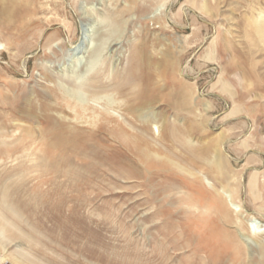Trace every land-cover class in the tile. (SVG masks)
<instances>
[{
	"label": "rangeland",
	"instance_id": "374dc122",
	"mask_svg": "<svg viewBox=\"0 0 264 264\" xmlns=\"http://www.w3.org/2000/svg\"><path fill=\"white\" fill-rule=\"evenodd\" d=\"M7 10L0 264H264V43L247 20L264 0H12ZM144 83L157 101L134 112ZM61 118L78 136L58 149ZM136 140L177 167L142 163ZM250 218L263 235L245 242ZM210 225L229 250L208 239Z\"/></svg>",
	"mask_w": 264,
	"mask_h": 264
},
{
	"label": "bare ground",
	"instance_id": "6f19581e",
	"mask_svg": "<svg viewBox=\"0 0 264 264\" xmlns=\"http://www.w3.org/2000/svg\"><path fill=\"white\" fill-rule=\"evenodd\" d=\"M12 3V0H0V19H4V17H6L8 20L11 19V17H7L4 13H7V7ZM257 15V14H256ZM253 18V19H252ZM7 20V21H8ZM248 23H249V26L250 28L252 29L251 33L256 36L257 38V41L259 43H264V14H263V11L259 14V17H256L254 18V15L253 17L251 18H248ZM247 27V26H246ZM246 29V28H245ZM247 31V30H246ZM249 32V31H248ZM247 32V33H248ZM250 33V32H249ZM250 38V37H249ZM255 38V37H254ZM252 39V38H251ZM254 40V39H252ZM152 61L149 62V68L152 67L151 65ZM166 61H156L154 62V69L155 71L159 74V76H165V73H166V70L168 68V66L165 64ZM240 66V65H239ZM151 69V68H150ZM239 73V72H238ZM238 79H241V76L239 74L236 75ZM243 78V77H242ZM244 79V78H243ZM148 84H143L140 88V94L138 96V99L140 100V105L137 106V107H133L131 108L132 111L134 112H139L140 110H143L147 107H149L150 105L156 103L157 101V97L152 94L150 88L147 86ZM135 95V93H134ZM133 95V96H134ZM34 108H28V111H33ZM62 119V118H61ZM154 121V120H153ZM152 121V122H153ZM62 124L64 126H62L60 129H58V132H52L53 135L57 134L58 133V149L61 148L63 146V137L67 134L69 136V138H73V136H78L77 134H70L69 132H67V127H65V118L61 120ZM75 132V130H74ZM122 134H127V132H124V131H121ZM69 133V134H68ZM66 135V136H67ZM223 142H224V138L221 136L218 140L215 141L216 143V146L211 148L212 150L215 151V153H217V159H216V165H215V169L218 173L221 172V169L223 168V161L221 159V150H223L222 146H223ZM135 148L137 149V151H140L141 155H143V158H142V163H148V162H151L152 164H157V163H160L162 165H167L170 167V169H173V168H176L177 166V163L175 164L174 163V159L171 158L168 154H164V153H161L160 151H157V153H154V152H151L149 151V148H147L146 146H144L142 143L139 142V140H136L133 142ZM182 165V164H180ZM225 179V178H224ZM211 194L215 195V198L216 200L219 198V200L217 201L218 204H220V206H226V209L224 210V213H225V217L228 219V221L232 219V213L228 207V205L226 204V202L221 198L219 197V193L218 191L216 190V192H211ZM208 196V195H207ZM215 203V204H217ZM192 208V207H190ZM202 210V209H201ZM199 213V212H198ZM197 213V215H198ZM195 214V212H194ZM202 214V213H200ZM205 214V213H204ZM221 214V213H220ZM204 216V215H203ZM203 216L200 215V216H196L197 220H198V224L201 225L203 224L202 222H200L201 220H203ZM194 217V216H193ZM220 217V216H219ZM246 227L247 229L249 230V233L247 235H243L241 236L240 234V237H242V239L246 242V238L251 239L252 240V235H256L257 238H262L260 236L263 235V231L260 230V226L259 224L252 218L250 219H247L246 220ZM196 225V223H195ZM208 232H209V237L208 239L211 240V241H214L215 244H216V248L221 252V253H224L226 251V249H228L227 247H231V243H228L226 241L223 240H219L217 238V232H215V229L214 227H212L211 225L208 226ZM217 229V228H216ZM224 238V237H223ZM253 241V240H252ZM259 244L263 245L264 246V239L262 240H259ZM228 245V246H227ZM216 249V250H217ZM229 250V249H228ZM262 251V250H261ZM21 259L20 256H16L13 260L15 262V264H21ZM214 260V259H213ZM215 262V261H214ZM220 262V261H219ZM218 263V262H217Z\"/></svg>",
	"mask_w": 264,
	"mask_h": 264
}]
</instances>
